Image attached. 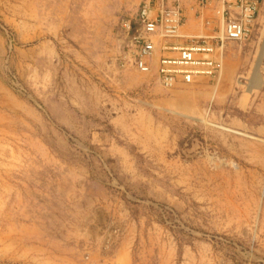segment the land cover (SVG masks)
<instances>
[{
  "label": "rangeland",
  "instance_id": "obj_1",
  "mask_svg": "<svg viewBox=\"0 0 264 264\" xmlns=\"http://www.w3.org/2000/svg\"><path fill=\"white\" fill-rule=\"evenodd\" d=\"M141 1L0 0V264H264V0L172 91Z\"/></svg>",
  "mask_w": 264,
  "mask_h": 264
},
{
  "label": "built area",
  "instance_id": "obj_2",
  "mask_svg": "<svg viewBox=\"0 0 264 264\" xmlns=\"http://www.w3.org/2000/svg\"><path fill=\"white\" fill-rule=\"evenodd\" d=\"M198 16L210 0H199ZM222 16L221 34L188 37L184 44L171 43L181 38L185 12L181 0H142L136 16L124 20L130 35V55L134 66L142 73L153 70V59L159 52L156 81L168 91L189 87L200 75L219 77L222 71V51L229 41H245L256 21L261 0H219Z\"/></svg>",
  "mask_w": 264,
  "mask_h": 264
},
{
  "label": "crops",
  "instance_id": "obj_3",
  "mask_svg": "<svg viewBox=\"0 0 264 264\" xmlns=\"http://www.w3.org/2000/svg\"><path fill=\"white\" fill-rule=\"evenodd\" d=\"M181 3L185 12V22L181 27L182 37L172 39L171 43L184 44L187 42L188 37L200 35L214 37L221 34L223 22L220 13L221 3L219 0H210L209 5L203 10L204 20H201L198 16V11L200 9L199 0H182ZM201 78L214 79L216 77L200 75L197 76L195 81L189 86L202 85L201 82L203 80Z\"/></svg>",
  "mask_w": 264,
  "mask_h": 264
}]
</instances>
